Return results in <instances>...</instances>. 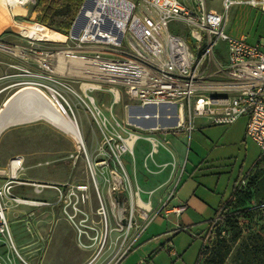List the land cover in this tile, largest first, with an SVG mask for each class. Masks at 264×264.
<instances>
[{
  "label": "rangeland",
  "instance_id": "374dc122",
  "mask_svg": "<svg viewBox=\"0 0 264 264\" xmlns=\"http://www.w3.org/2000/svg\"><path fill=\"white\" fill-rule=\"evenodd\" d=\"M36 1L14 7H4L0 2V152L7 140V153L10 151V156L22 159L17 169L20 178L30 175L47 180L55 178L59 183L53 186L66 195L59 203L62 214L55 223V231L60 233L66 222L71 228L61 237L57 251L50 248L49 254L57 253L63 258L60 263H67L79 256L81 249H86L87 257L82 264H105L117 252L125 233L127 245L145 224L146 220L140 218L145 208L141 203L150 207L148 215L153 216L162 202L168 200L171 206L175 186L176 191L187 195V211L181 219L174 214L165 218L160 209V214L155 215V220L140 238V241L151 238L147 241V252L137 250L126 258L130 257L128 264H195L214 208L229 196L234 184L245 179L242 188L246 185L257 163L258 167H264L260 148L246 134L247 115H240L229 124H211L205 118H196L197 125L201 120L209 125L195 126L189 136L186 134L188 139L182 161L171 146L177 136L174 132L143 130L173 127L175 119L127 124L125 104L128 100L122 87L102 82L100 88L87 89L95 99V113L85 111L83 101L69 94L78 129L81 132L82 128L83 132L82 142L78 144L69 135L65 120L54 121L44 115L53 108L37 91L26 89L15 93L20 86L27 85L45 90L42 84L46 79L32 75L41 69L36 61L38 50L47 45L56 49L74 45L70 30L63 33L34 20ZM206 2L209 7L227 14L226 33L233 37L245 35L249 43H259L264 49V13L243 2H235L228 9L222 0ZM84 20L83 17L79 19L80 27ZM16 21L35 22L36 29L28 34L15 24ZM56 22L57 18L52 24ZM177 30L173 23L171 31ZM218 47L223 48L224 43L220 41ZM56 70L60 73V66ZM67 80L72 89L82 94L90 85L86 79L68 77ZM130 135L132 146L119 153L114 144ZM2 169L0 167L1 183L8 179L2 175ZM18 176L14 177L16 181L30 185V181L20 180ZM80 184L86 188L78 189ZM118 206L125 210L120 218L115 214ZM230 214L238 219L242 238L264 225V212L253 196ZM130 216L131 225H128ZM123 220H126V232L125 227H121ZM33 222L30 216L23 221L31 237L37 233ZM10 226L14 232L15 224ZM174 228L178 230L170 232ZM157 234V239H152ZM221 235L226 236L227 232ZM38 237L40 243L36 246L42 248L46 234ZM22 238H26L25 234ZM216 240L218 238L212 240L213 244ZM168 242L171 249L167 248ZM29 243L23 247L28 249ZM237 245L238 242L232 245L222 264H233L232 252Z\"/></svg>",
  "mask_w": 264,
  "mask_h": 264
},
{
  "label": "built area",
  "instance_id": "2783aa9c",
  "mask_svg": "<svg viewBox=\"0 0 264 264\" xmlns=\"http://www.w3.org/2000/svg\"><path fill=\"white\" fill-rule=\"evenodd\" d=\"M222 1L225 9L243 2L264 13V0ZM80 17L85 20L78 34L71 36L74 45L62 49L47 45L38 50L36 61L41 69L32 73L46 79L42 85L60 114H72L74 118L70 117L77 126L68 98L70 92L83 101L85 111L95 113V99L87 89L100 88L102 82L115 83L126 94V107L164 103L166 108L161 112L164 118L176 121L173 127L143 130L184 131L189 135L195 128V117H204L211 124H229L240 115H247L246 134L264 155V49L259 43H249L245 35L233 37L226 33V13L209 7L206 0H83L73 23ZM173 23L178 27L174 32ZM220 41L223 48L218 47ZM68 77L86 79L90 85L83 94L79 93L68 84ZM131 135L114 144L119 153L132 146L127 142ZM21 160L20 156H14L10 164L19 167ZM14 182L23 183L11 173L0 183V243L5 247L0 264H10L13 256L30 264L12 238L6 211L18 203L50 202L16 195L12 190ZM29 183L36 190L49 185ZM244 184L245 179H241L238 186ZM58 190L57 204L66 199L62 189ZM166 201L154 215L163 210L178 216L186 208L182 203L169 207ZM149 210L143 207L140 214L145 224L154 216L148 215ZM124 211L118 206L115 214L120 218ZM222 218L223 213L219 212L209 219L207 230L213 236ZM121 227L126 232V220ZM131 241L126 245L125 233L117 252L105 264H118ZM167 248H172L170 242Z\"/></svg>",
  "mask_w": 264,
  "mask_h": 264
},
{
  "label": "crops",
  "instance_id": "0c3cea01",
  "mask_svg": "<svg viewBox=\"0 0 264 264\" xmlns=\"http://www.w3.org/2000/svg\"><path fill=\"white\" fill-rule=\"evenodd\" d=\"M26 89L32 90L33 88H25L24 86H20L16 90L15 93H18ZM33 90L37 91V93L45 100V97L41 93V91H44V90H41L40 88L33 89ZM196 118H199V117H195V119ZM200 118H204V117H200ZM205 125H209V123H205L201 120L200 124L197 125L195 122V126L198 128L200 126H205ZM80 130L82 132V128ZM174 133L177 136L171 141V146L176 152V154L178 155V157L182 160L183 151L187 144L186 140L188 139L189 135L186 136V133H182V131L174 132ZM7 147H8V141L5 140L2 150L0 152V167L3 168L2 175L9 178L11 173L14 174V177L16 175L18 176L19 171L17 170L18 169L17 166H14V165L11 166L10 159L14 156H10L9 154L10 151L7 153V151L5 150V148ZM262 157H264V155H262ZM18 179L24 180V181H35L36 183L40 181H49L48 182L49 185H46L39 190H36L35 187H33L31 184L25 185L22 183L19 184L18 182H14L13 187H12L13 192L20 197L46 200L50 202L48 204L18 203L15 205H11L6 211V215L9 220V227H10L12 238L17 248L22 253V256L24 257V259L30 264H82L83 261L87 257V254L85 251L86 249H83V250L81 249L79 256L71 258L67 263H60V261H62L63 258L62 259L59 258L57 256V253L54 254L53 256L49 254V252L51 251L50 248H54L53 250L55 252L57 251L58 246L60 244L61 237H63L65 233H68V231H70V228H71L70 223L66 222L64 228H62V231L60 233L59 231L57 232L55 231L57 230L56 229L57 227H55V223L58 219H60L62 212H61V208L59 204L56 203V200L59 196V190L58 188L54 187L53 184H56L59 182H56L57 180L55 178L47 180L46 178H39V177L31 176V175L27 177H23V178H20L18 176ZM4 180L5 178L3 179V181ZM17 188L19 190L16 192L15 189ZM186 197L187 195H183L180 190L178 191L174 190V195L171 200V205H179L182 203L186 205V208L178 216H176L173 212L171 213L163 212L162 216L167 218L168 215L174 214L175 218L181 219L182 215L188 209L187 206H188L189 200ZM220 203L217 205L216 208H214L212 216L214 215L215 210L219 207ZM28 216H30L34 220L33 222L34 231L36 230L35 233L37 232L36 234H33V237L28 235L27 231H25V228L23 226V221L28 219ZM155 218L156 217L154 215L144 225V227L136 233V235L132 238V241L130 242L131 245H130L129 250L127 251L126 255L120 260L118 264H128L130 257L128 258L126 257L128 256V254L132 252H137V250H141L142 253L147 252L146 250L148 247L147 241H150L151 238H148L146 240H141V241H140V238L143 235L144 231L152 224ZM64 220L66 219L64 218ZM11 224H15L14 232L10 226ZM206 228H207V225H206ZM162 233L165 235V232H162ZM24 234L26 236L25 239L22 238V235ZM39 234L41 235L46 234L42 248H39L36 246V244L40 243V238L38 237ZM158 235L159 234H157V236H153L152 239H157ZM27 242L28 243L30 242L28 245L29 247L28 249L23 247V245H25ZM4 253H5V247L1 245L0 243V256L4 257ZM10 264H24V263L19 258L13 256L12 262Z\"/></svg>",
  "mask_w": 264,
  "mask_h": 264
},
{
  "label": "trees",
  "instance_id": "16d2710c",
  "mask_svg": "<svg viewBox=\"0 0 264 264\" xmlns=\"http://www.w3.org/2000/svg\"><path fill=\"white\" fill-rule=\"evenodd\" d=\"M82 2L83 0H37L34 20L67 33ZM55 18L57 22L52 24ZM258 165L257 163L253 168L246 185L240 188L234 184L229 196L215 210L214 215L222 212L223 218L215 229L214 236L207 230L208 228L205 229L204 243L195 264H222L235 242H238V245L232 252L233 264H264V225L250 233L248 237L242 238L238 219L230 214L232 209L243 206L252 196L264 212V167ZM222 231L227 232V235H221L224 233ZM217 238L213 244L212 240ZM203 255L205 257L200 261Z\"/></svg>",
  "mask_w": 264,
  "mask_h": 264
},
{
  "label": "bare ground",
  "instance_id": "6f19581e",
  "mask_svg": "<svg viewBox=\"0 0 264 264\" xmlns=\"http://www.w3.org/2000/svg\"><path fill=\"white\" fill-rule=\"evenodd\" d=\"M26 1L27 0H0V2L4 3V5H5V6L3 5L4 7H14L17 4H25ZM79 19L77 20V22L75 23V25L73 27V31H72L73 33H75L76 31L79 30V27H80L78 25ZM15 24H17V26H19V28H21L22 30H24L28 34L36 29L35 22L34 23H27V22L22 23V22L16 21ZM72 32H71V34L73 35ZM29 83H32V82H29ZM24 87L25 88L38 89L36 86H32V85H29V86L27 85V86H24ZM39 91H41V90H39ZM44 91H41L42 95L45 97V100L53 108V111H46L44 115H48L54 121L65 120V122H67V125L69 126V128H68L69 135L71 137H73L74 139H76L78 142L82 141V136H81V132L78 129V124L76 126L74 120L70 116L60 114L57 111V109L54 107L52 99L50 98V96ZM165 108H166V105L164 103H159L157 105L146 104V105L125 107L126 123L129 124V125H135V123L137 121H146V120H150V119H155V120L165 119L163 114L161 113ZM132 140H133V138L131 140L127 141L129 145H131ZM15 163L17 164V161H15ZM78 188L83 189V188H86V186L79 185ZM141 204L145 206V208H144L145 210H149L150 209V207L147 204H144V203H141Z\"/></svg>",
  "mask_w": 264,
  "mask_h": 264
},
{
  "label": "water",
  "instance_id": "95a60500",
  "mask_svg": "<svg viewBox=\"0 0 264 264\" xmlns=\"http://www.w3.org/2000/svg\"><path fill=\"white\" fill-rule=\"evenodd\" d=\"M74 25H75V24L73 23V25H72V27H71V32L73 31V27H74ZM78 32H79V30L76 31L75 33H73V32H72V33H73L74 36H76V35L78 34Z\"/></svg>",
  "mask_w": 264,
  "mask_h": 264
}]
</instances>
